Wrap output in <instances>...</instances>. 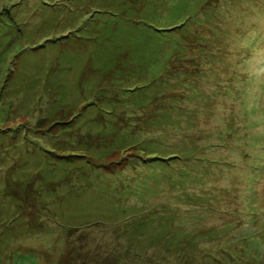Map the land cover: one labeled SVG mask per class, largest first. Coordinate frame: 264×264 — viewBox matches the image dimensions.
<instances>
[{
  "label": "rangeland",
  "instance_id": "374dc122",
  "mask_svg": "<svg viewBox=\"0 0 264 264\" xmlns=\"http://www.w3.org/2000/svg\"><path fill=\"white\" fill-rule=\"evenodd\" d=\"M0 264H264V0H0Z\"/></svg>",
  "mask_w": 264,
  "mask_h": 264
},
{
  "label": "trees",
  "instance_id": "16d2710c",
  "mask_svg": "<svg viewBox=\"0 0 264 264\" xmlns=\"http://www.w3.org/2000/svg\"><path fill=\"white\" fill-rule=\"evenodd\" d=\"M200 26V25H199ZM196 27H198V26H196ZM191 32L192 31H190L189 32V34L187 33L185 36H186V38H190V39H192L193 40V42L195 41V45H196V43L198 44V45H200V43H198V42H196L197 40H195L194 39V37L191 35ZM191 40V41H192ZM194 67L196 68V69H194L195 71H197L198 69H199V63L197 64V62H195V64H194ZM112 97L113 96H108V95H105V94H100L99 95V98L100 99H102V100H111L112 99ZM90 101H92V100H90ZM73 121V123H72V125H74V123H76V121H74V120H72V117H71V119L70 120H67V121H55V122H53V123H69V122H72ZM153 122H155L154 120H151V119H148V120H141V121H133V122H129V123H153ZM114 123H127V121H122V120H120V121H114ZM63 130V129H62ZM128 146H130V148H133V146L135 145V144H131V145H129V144H127ZM126 147V144H124L122 147H120V148H123V151H126V150H128V148L129 147ZM124 147H126V148H124ZM131 151V150H130ZM129 152V151H128ZM126 154V153H125ZM114 162V161H113ZM226 252H228L227 250H225ZM228 254H229V252H228ZM183 255V254H182Z\"/></svg>",
  "mask_w": 264,
  "mask_h": 264
}]
</instances>
